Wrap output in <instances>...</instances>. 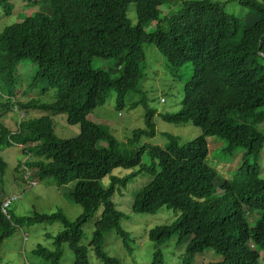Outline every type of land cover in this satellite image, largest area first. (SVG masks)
Returning <instances> with one entry per match:
<instances>
[{"label":"trees","instance_id":"trees-1","mask_svg":"<svg viewBox=\"0 0 264 264\" xmlns=\"http://www.w3.org/2000/svg\"><path fill=\"white\" fill-rule=\"evenodd\" d=\"M172 1L178 6L170 2L175 12L167 17L160 10L163 0H42L45 13L1 31L0 109L64 115L67 125L79 127V134L58 139L48 116L21 122L15 133L1 126L0 182L7 168L1 151L18 146L27 157L25 166L40 179L52 178L57 187L74 183L68 196L82 214L73 222L62 213L15 218L8 213L11 203L3 213L0 196V250L22 225L59 222L63 231L53 238L51 249L37 246L33 255L60 264L65 245L73 254L72 264H89L87 249L100 264H121L103 251L104 237L113 233L131 254L129 234L120 227L123 216L112 198L130 179L157 167L131 206L139 215L163 208L175 213L171 224L148 233L155 249L151 264H162L159 249L174 237L183 247V264L205 252L221 257L209 264H264V179L257 165L264 150V133L258 129L264 125V0H238L248 7L241 18L225 12L228 1ZM130 5L135 25L127 17ZM0 8L5 16L12 11L9 0H0ZM144 46H153L171 73L192 68L180 110L160 117L174 126L191 124L200 135L184 144L166 135L165 148L143 144L127 151L155 136L153 110L146 111L144 128L133 130L125 144L86 117L112 91L118 111L126 95L143 93ZM95 59L115 60V67L93 68ZM22 60L36 66L34 83L55 91L52 103L17 100V65ZM209 137L225 142L223 154L244 149V168L231 179L219 177L207 165ZM144 153L149 165L142 164ZM250 158L253 165L245 162ZM116 169L130 173L112 176ZM108 176L109 185L103 187ZM98 214L89 243L81 246L84 225Z\"/></svg>","mask_w":264,"mask_h":264},{"label":"rangeland","instance_id":"rangeland-1","mask_svg":"<svg viewBox=\"0 0 264 264\" xmlns=\"http://www.w3.org/2000/svg\"><path fill=\"white\" fill-rule=\"evenodd\" d=\"M217 2H227L225 12L235 17H243L248 12V7L240 5L238 0H212ZM164 4L160 7L165 16H171L175 11L171 4L178 6L172 0H163ZM170 2H173L170 4ZM12 11L9 16L3 15L0 8V33L12 24L21 22L25 17L35 13H45L42 0H9ZM127 17L132 25L136 24L135 9L132 5L128 7ZM149 30V29H148ZM164 26V31H167ZM150 32L152 29L149 30ZM145 62L143 69V80L140 82L143 93L128 94L124 99V107L121 111L115 108L116 93L110 92L104 104L95 108L89 113L86 119L100 126L109 132L118 142L126 143L131 138V133L136 129L144 128V116L146 111L153 110L155 116L153 123L155 126V136L151 139H142L138 145L127 147V151L137 150L143 144L165 148L168 145L166 135H171L179 139L180 144H184L197 138L200 132L191 124L184 126H174L164 122L160 115L175 114L180 110L183 100L184 84L190 80L193 71L188 65L183 66L176 73H171L166 68L164 59L160 56L153 46H144ZM114 61H103L95 59L92 63L93 68H100L110 71L115 67ZM36 66L28 60L19 61L17 65V77L15 89L23 97L17 94L19 102L35 100L41 104H50L54 101L55 91L44 90V83H34ZM144 99V102H143ZM1 102V100H0ZM138 105L131 107L134 103ZM13 110H12V109ZM8 112L0 109V127L15 133L18 125L26 120L37 119L42 116L50 117L53 124L54 135L58 139H71L79 134L78 126H69L64 115L43 114L38 111H29L27 114L17 112L11 107ZM259 131L264 133V125L260 126ZM209 155L206 160L208 166L215 170L219 177L231 179L241 168H244L243 156L244 149L237 148L231 154H223L222 148L225 142L216 137L207 138ZM22 148L12 146L3 148L1 157L7 168L0 182V196L4 202L11 198H17L11 202L8 213L15 218H28L33 214L52 215L62 213L68 221H75L81 214L82 209L73 204L69 199V192L74 183H69L62 187H57L52 178L40 179L34 173L35 169H28L25 165L27 157L21 154ZM248 165H253V160L245 161ZM24 164V166H23ZM142 164L149 165V157L146 153L142 156ZM258 173L264 179V150L258 161ZM159 171L156 167L154 171L142 172L135 178L130 179L128 184L117 189L112 202L117 211L122 214L120 227L129 234L131 254L123 247L120 238L110 233L104 237L103 251L109 257L115 258L121 264H151L155 249L148 240L150 230L171 224L175 220V213L166 208L161 209L153 215H139L131 211V206L135 194L142 186L148 183ZM130 171L114 170L111 175L122 177ZM110 175V176H111ZM28 176V180H26ZM34 183L35 186H31ZM103 187L109 185V176L101 181ZM99 218V214L90 219L83 227V237L81 246H87L94 223ZM253 220V218H250ZM63 231L59 222H48L39 225H22L17 228L11 238L6 240L0 250V264H48L33 255L37 246L51 249L53 238ZM162 255V264H183L184 250L179 244L177 237L172 238L168 243L159 249ZM72 252L67 246H62V256L60 264H72ZM262 255V253L260 254ZM89 264H100L93 252L87 249ZM263 260V258H261ZM221 261V257L212 252H205L197 255L188 264H209Z\"/></svg>","mask_w":264,"mask_h":264},{"label":"built area","instance_id":"built-area-1","mask_svg":"<svg viewBox=\"0 0 264 264\" xmlns=\"http://www.w3.org/2000/svg\"><path fill=\"white\" fill-rule=\"evenodd\" d=\"M32 186H34V184H31ZM17 198L15 197H11L9 198L8 200H6L4 203H3V213H5L4 209L8 207V205L11 203V202H14L16 201Z\"/></svg>","mask_w":264,"mask_h":264}]
</instances>
